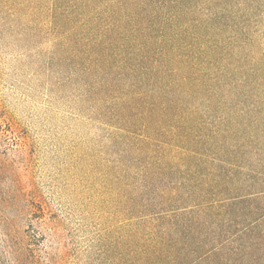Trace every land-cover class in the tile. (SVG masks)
<instances>
[{"label":"rangeland","instance_id":"rangeland-1","mask_svg":"<svg viewBox=\"0 0 264 264\" xmlns=\"http://www.w3.org/2000/svg\"><path fill=\"white\" fill-rule=\"evenodd\" d=\"M110 2L101 0L99 15L113 23L111 49L161 55L160 21L137 19L133 39V2ZM77 3L0 0V264H133L152 226L148 216L133 219V182L264 186V0L174 1L167 54L187 62L176 74L164 67L174 90L165 101L192 130L164 150L216 162L162 168L152 158L161 150L133 149L130 70L90 69L75 35L82 24L70 16ZM160 118L139 133L155 138L181 119Z\"/></svg>","mask_w":264,"mask_h":264},{"label":"trees","instance_id":"trees-1","mask_svg":"<svg viewBox=\"0 0 264 264\" xmlns=\"http://www.w3.org/2000/svg\"><path fill=\"white\" fill-rule=\"evenodd\" d=\"M174 1L121 0L125 6L133 2V21L142 18L150 24H154V20L160 21L155 27L158 34L165 32L161 55L133 48L132 57L129 52L128 56H124V50L117 49L116 45L111 49L113 43L107 41L105 32L108 27L112 28L113 23H110L111 26L103 25L99 15L103 14L101 0H76L77 6L70 12L71 19L74 18L75 22L80 20L82 24V31H77L75 35L83 39L85 55L92 71L107 66H114L123 73L130 70L127 85L133 79V149L135 153L143 147L150 153L161 150V155L152 157L157 168L172 161L195 164L216 162L214 157L202 158L203 153L194 149H188V154L192 156L186 159L180 156L171 158L175 156L172 150H164L168 144L176 145L173 142L175 139L182 138L192 130L186 125L184 114L171 113L168 101H165V97L174 90L171 89L172 74L166 73L164 67L168 62L172 63L175 73L186 67L187 62H180L175 57L179 61L176 62L167 54V32L177 26L169 22L176 18L175 13L168 12ZM110 6L115 7L114 0H111ZM140 28L137 21L133 27V39L138 38ZM153 29L146 27L144 30ZM188 61L192 68L190 59ZM185 76L180 80V85H185L190 79ZM154 113L159 115L158 119L146 121ZM160 117L181 119L169 124L171 128L163 127L155 138L139 133L150 126L157 127L160 122L164 124ZM184 129L186 131L183 133ZM163 135L171 141L162 140ZM237 186L232 184L231 187L229 180H182L162 184V181L156 183L153 179H145L143 183L133 182L136 195L133 199V219L148 216V221L152 222L147 234L150 242L141 249H133V264H264V186L256 185L246 192V185ZM231 189L239 193L232 194Z\"/></svg>","mask_w":264,"mask_h":264}]
</instances>
